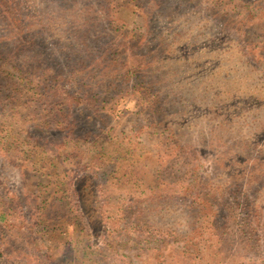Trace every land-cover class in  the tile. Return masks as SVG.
Listing matches in <instances>:
<instances>
[{"label": "trees", "instance_id": "trees-1", "mask_svg": "<svg viewBox=\"0 0 264 264\" xmlns=\"http://www.w3.org/2000/svg\"><path fill=\"white\" fill-rule=\"evenodd\" d=\"M263 20L264 0H0V159L22 182L0 264H264V96L235 90Z\"/></svg>", "mask_w": 264, "mask_h": 264}, {"label": "rangeland", "instance_id": "rangeland-1", "mask_svg": "<svg viewBox=\"0 0 264 264\" xmlns=\"http://www.w3.org/2000/svg\"><path fill=\"white\" fill-rule=\"evenodd\" d=\"M149 1H152V0H149ZM129 19H130V21L134 22V24H136V22H138V21H136L137 19H135V17L129 16ZM263 22H264V20H263ZM178 23H180L182 25L181 22H178ZM262 23L260 24L262 29H263L261 34H262V36H264V28H263L264 23L263 24ZM140 24L141 25L138 27V30H131L128 33V35H127V39H128L127 41H128L129 49L132 52H134V53L138 52V50H139V48L141 46V43H142L141 36L136 31H142L143 30L144 21L141 20ZM256 44H259L258 47L255 50L256 51L255 53L257 55L256 58L258 59V61L254 63V61L249 60L247 65H243L244 68H248V70L245 69L248 72V77L245 78V79L242 78L241 75H242V72H243L244 69H242V65L240 63H239V65H240L239 70H236V72H235L236 74H239V77L242 79L240 82H238V85H237L235 90L240 95V97L243 98V100H247L248 98L251 99V97H253L254 92L258 91L260 88L262 89L263 93H260V91H258L257 94L260 95V96L261 95L264 96V69L262 70V68H264L263 67L264 66V42H260V40H259V41H256ZM206 49L207 48H205L204 50H206ZM262 53H263V55H262ZM254 64H255V66H254ZM257 66L260 67V70L259 69H255V67H257ZM251 84H254V85L258 86V88L256 86H254V85H251ZM187 101H189V99H187ZM179 102H180V104H183V103H185V100L180 98ZM102 125H105V123L103 122ZM103 133H105V132L104 131L103 132L102 131L99 132L100 137H102ZM100 137L98 136V140L99 141H102L104 143L103 138H107V144L112 147L113 140H110L109 136H106V137L103 136L102 138H100ZM73 139L76 140V138H73ZM148 141H149V139H145L143 142L141 141V143L143 145L144 144L148 145V143H146ZM142 144H140L139 146H142ZM55 146L56 145L54 144V147ZM77 147L78 146H76L74 144V142H72L71 144L68 145V150H69L68 153H70L73 150L74 151L77 150ZM83 151L85 152V157H86V153H88L89 149H88L87 152L84 149H83ZM63 153H64L63 151H60L59 153H56V157H57L58 162L65 158V157H63V155H64ZM76 153H79V152L76 151ZM113 153H115V152L113 151ZM228 157L230 158L231 156H228ZM85 161H87V158L84 159V162ZM14 163H17L15 161V159L13 160V162H7V163L4 162L2 159H0V173L3 176L6 177L5 180H4V183L2 185H0V191L2 192V194H6L8 196H10V193H8V190H10L11 193L14 194V193H16L17 189H20V187L22 186L20 172L17 169L16 164H14ZM88 165L89 164L87 163L85 165V167H88ZM225 165H227V164L225 163ZM1 174H0V177H2ZM61 179H62V177L59 176V175L58 176L54 175L53 178H52V180L54 182H56V181L59 182V181H61ZM5 189H7V191ZM237 194L241 195V191L238 192ZM124 249H127V248H124ZM69 257H72V254L70 253V250L68 252L61 251L60 254L57 255V256L56 255H52L50 257V262H51V264H68L67 263V259Z\"/></svg>", "mask_w": 264, "mask_h": 264}]
</instances>
